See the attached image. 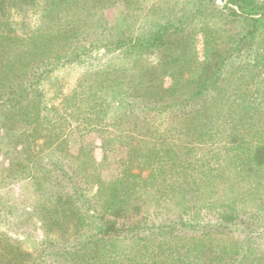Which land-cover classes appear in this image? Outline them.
<instances>
[{"label": "rangeland", "instance_id": "rangeland-1", "mask_svg": "<svg viewBox=\"0 0 264 264\" xmlns=\"http://www.w3.org/2000/svg\"><path fill=\"white\" fill-rule=\"evenodd\" d=\"M207 1L0 0V40L27 41L33 81L13 108L28 124L0 132V264H202L213 250L264 264V162L250 161L264 146V18L220 21L230 4ZM159 30L141 55L111 46ZM70 185L92 208L81 226L49 224L40 207L68 203ZM106 224L117 232L85 239Z\"/></svg>", "mask_w": 264, "mask_h": 264}, {"label": "trees", "instance_id": "trees-1", "mask_svg": "<svg viewBox=\"0 0 264 264\" xmlns=\"http://www.w3.org/2000/svg\"><path fill=\"white\" fill-rule=\"evenodd\" d=\"M214 1H225V5H223L221 10L227 7V3L230 4V8H228L229 13L227 15H224L222 11L218 10L217 17L218 18L220 17L219 18L220 21L222 20L221 17L223 19H228V17H238L240 19L241 18H250V19L252 18V19H255V21L258 20V17L264 18V5L263 4L258 5L255 0H208L207 2L211 4V3H214ZM200 9H201L200 5L197 6L196 9L194 8L189 9V14L190 12H194V14L195 13L199 14V17L202 20H204L205 14L201 13ZM3 10L4 9L0 3V21L4 19ZM102 25L104 26L105 24L102 23ZM3 26L4 24L0 23V30L2 29ZM105 31L106 30H102V32H105ZM163 35L164 33L159 30L158 33L148 38L132 39L128 41L126 44H124L125 42L122 39H117L115 40L116 43L113 42L111 46H116V49L121 50L126 53H128V50L134 49L136 50L135 53L138 56V54L141 55L143 54V52H147L148 50L152 51L156 49L159 46L158 44L162 42ZM11 41L12 40L8 38H4V39L1 38L0 40V46H1L0 47V102L3 103L2 111H4L5 109L9 107H10L9 109L12 108L10 111L8 110L9 111L8 115L7 114L0 115V117H2L4 121V123L1 125L2 127H0L1 133H7L8 130L11 129L7 124H12V127H13V124L16 123L15 120H17L18 122L21 121L24 124H28V119L30 117L29 113L25 112L23 107L22 109H18L17 107L15 110H13V108H15L16 105H19L22 103L29 104L31 103V99H32V94H30V92L28 91L29 88L33 86V81L31 80V77L29 76L31 75L32 70H28V63L25 61V56H27V51H26L27 41L18 42L17 44H14V41L12 42ZM19 43H22V44H19ZM109 44L110 43L108 41L107 44H104L103 46H98V47H103L104 49L106 48L108 49L110 47ZM94 45H91L92 48L96 47V45L95 46ZM37 46L42 47L40 44H38ZM61 57L63 56L59 54V55L53 56L52 58H54L53 60L56 62V61H59ZM70 58L73 59V57H70ZM38 61L39 62L36 64V68H35L37 72L35 71L32 72V79L33 77L36 76V74H38V72H40V69L42 67L50 65V64L47 65V63H45V60L43 59H39ZM44 73L45 72L41 69V75ZM116 73H117L116 71L113 72V75ZM121 74L122 75L126 74L125 70L121 71ZM27 75L29 77H27ZM206 90H208L206 86H201L198 93L196 94L201 96L204 94ZM157 105L158 103L153 101L152 103L148 105V107L146 106L145 107L147 108V110L155 111L157 108H161V106H157ZM34 107H35V111L33 112V117L36 120V118L40 116L39 111L41 110V108H39V106L37 105H35ZM20 145L24 147L25 143H20ZM21 149H17L18 150L17 152L19 154L22 152L24 153L25 151V149H22V151H20ZM254 153L255 154H253L250 158L251 163L254 161H256L258 164H261L262 162H264L263 161L264 160V146L256 148ZM18 165H20L19 167L21 168L25 167L21 163H18ZM58 169L56 171L58 172V177H60L61 179L64 178V175L62 176V172L60 174V171ZM32 175L34 176V173H32ZM70 186L71 187H70V191L68 195L69 197H67L69 201L68 203H66L65 205L61 204L60 206L55 205V206H52L50 209H47L44 205L40 207V209H45L46 215H48L49 224L55 223V226L60 225L62 227L63 226L66 227L68 226V223L70 221L71 222L76 221V226H81L82 222H79V220H77L79 219V213L81 212L87 213L88 210L92 208L91 203L85 202L88 204L87 208L84 207L85 204L82 203L81 201L80 203H78L77 201L81 200L83 196L80 195L76 187L72 185ZM59 193H61V191L54 193L55 195L53 196L56 198L58 197L56 195ZM258 208L260 209L259 206ZM93 211L95 210L93 209ZM58 213L61 215L60 218L57 219V221L55 220L56 218L52 220L53 216ZM74 216L76 217V219L72 220L71 218ZM59 222H62V224ZM112 225L113 224L93 226L91 228L92 232L86 234L85 239H92L93 237H98L100 235H106V234L108 235L110 233H116L117 229H115V227ZM219 226L222 229H227L226 225L219 224ZM75 232L77 233L78 231L75 230ZM76 237H78V233ZM72 248H74V246ZM222 253L223 252L217 253L213 250V252L208 253V255H206L205 258H203L202 256L201 258V260L203 261L202 264H215V262L216 264H219L218 257H221Z\"/></svg>", "mask_w": 264, "mask_h": 264}]
</instances>
